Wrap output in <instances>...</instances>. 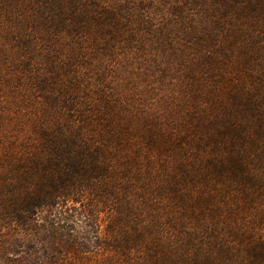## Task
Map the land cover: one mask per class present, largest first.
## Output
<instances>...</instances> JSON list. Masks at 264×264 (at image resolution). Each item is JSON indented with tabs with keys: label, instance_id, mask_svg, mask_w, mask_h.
<instances>
[{
	"label": "trees",
	"instance_id": "1",
	"mask_svg": "<svg viewBox=\"0 0 264 264\" xmlns=\"http://www.w3.org/2000/svg\"><path fill=\"white\" fill-rule=\"evenodd\" d=\"M209 1L213 25L190 24L188 46L206 75L158 109L114 69L118 47L170 39L139 2L0 0V81L30 132L2 173L6 218L102 205L118 264H264V0ZM176 6L172 26L193 18Z\"/></svg>",
	"mask_w": 264,
	"mask_h": 264
},
{
	"label": "rangeland",
	"instance_id": "2",
	"mask_svg": "<svg viewBox=\"0 0 264 264\" xmlns=\"http://www.w3.org/2000/svg\"><path fill=\"white\" fill-rule=\"evenodd\" d=\"M135 1L145 7L147 14L156 18L158 29H170L166 35L170 39H157L163 37V34L147 35L150 40L146 44L136 40L124 44V48L118 47L114 56L118 62L114 69L137 79L135 86L141 91V101L145 107L167 109L171 107L172 101L183 103L189 93L187 87L197 82L191 79V73L195 72L193 74L199 80L206 75L199 64L200 61L204 62L201 56L206 53L205 50L190 49L188 46L194 47L193 44L199 39V32H190V24L198 30H203L206 24L213 25L207 14L210 1L205 4L207 0H188V7H193L194 16L187 19L186 23L179 20L177 26H172L170 12H178L176 4L180 0ZM131 4L134 7L140 6ZM190 58L195 63L185 60ZM93 61L106 62L108 58L99 54ZM10 98L9 85L0 81V264L120 263L123 257L112 248L114 241L107 233L110 219L115 218L116 214L110 213L102 205L99 206L102 211H97L86 208L85 202L69 200L61 201L58 206L42 207L38 213L24 214L23 217L20 215L22 221L15 222L5 217L8 214L3 205L8 196L3 195L2 173L8 174L12 166L18 165L16 160L21 155V146L13 147V142L24 141L28 138L27 134H30L26 128L21 127L23 125L13 121L8 111L9 103H12ZM162 180L163 176H160ZM127 223H130L128 217L124 225ZM130 225L134 227L133 223ZM116 226L119 228V225ZM149 236L151 239L154 237L153 234ZM134 253L137 254L136 251Z\"/></svg>",
	"mask_w": 264,
	"mask_h": 264
}]
</instances>
